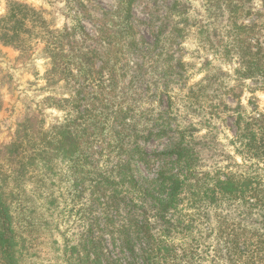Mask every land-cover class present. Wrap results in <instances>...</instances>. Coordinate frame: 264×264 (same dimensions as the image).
I'll return each mask as SVG.
<instances>
[{"label":"trees","instance_id":"trees-1","mask_svg":"<svg viewBox=\"0 0 264 264\" xmlns=\"http://www.w3.org/2000/svg\"><path fill=\"white\" fill-rule=\"evenodd\" d=\"M153 1L156 8L168 2ZM135 2L119 0L114 13L104 12L92 37L80 23L53 29L35 7L6 0L0 44L20 52L45 45V78L64 82L70 95L43 101L62 119L47 124L42 110L28 107L11 141L0 144V264H121L106 251V233L125 264H264V118L226 100L236 78L257 79L264 89V10L246 23L264 0H202V7L172 0L162 17L152 13V45L143 44ZM189 42L215 63L198 70L200 55L177 57L174 46ZM135 56L133 81L166 96V107L127 95ZM225 63L237 67L224 71ZM189 70L203 77L188 85L196 75ZM176 82L185 86L173 90ZM228 112L237 127L234 153L250 166L201 172L216 120ZM152 137L172 139L165 153L172 159L148 157L140 142ZM160 159L156 178L143 177L139 167ZM68 205L80 206L73 223Z\"/></svg>","mask_w":264,"mask_h":264},{"label":"rangeland","instance_id":"rangeland-1","mask_svg":"<svg viewBox=\"0 0 264 264\" xmlns=\"http://www.w3.org/2000/svg\"><path fill=\"white\" fill-rule=\"evenodd\" d=\"M27 3L35 7L40 11L43 17L49 22L53 29H63L66 27H73L80 23L86 28V31L92 36L96 35V28L100 24V20L103 19L104 12L114 13L119 7V0H17ZM189 3H194L196 6L203 5L202 0H186ZM172 0H168L165 4L164 1H158L159 6L156 5L153 0H136L132 6V14L138 20L135 22L139 25L140 35L144 38L143 44H153L151 29L149 26L152 13L154 16L162 17L166 13V6L170 5ZM264 10L263 5L257 2L254 8V15L246 20V23L254 22L258 19L257 13ZM6 11V0H0V16ZM100 19L98 22H95ZM155 20V18L153 19ZM94 45L96 43L93 41ZM145 45H143L145 47ZM197 45H192L190 42L183 44L181 47L174 46V51H177L176 56L184 55L186 61H194L190 59L195 55H200L197 60V69H203V64L213 62L214 58L211 55H203L201 51L196 49ZM45 45L42 43L32 44L30 49L25 52H20L16 49L5 47L0 44V87L2 88L4 106L0 111V144H5L11 141L14 137L20 119L28 110V107H32L34 110H42L44 118L47 124L54 122L57 119H62L63 113L54 109H46L47 102L44 99L47 97H59L61 95H70V87L63 86L64 82L59 85L48 84L45 75L50 68V60L47 58L44 51ZM140 57H132L130 65L125 75L126 84L133 81L135 77L134 66L138 63ZM212 63V64H213ZM101 63L98 62L97 66ZM237 67L234 63L230 65L225 63L222 65L224 71L233 72ZM194 74L189 79L188 85L198 82L203 77V71L197 72V70H189V74ZM150 83L155 88L154 83L156 80L150 78ZM133 89L130 87L127 95L132 96L133 99H137L141 105L149 106H163L166 107L168 100L164 96L160 98L158 95H154L147 88L145 82L133 81ZM108 84V81H105ZM233 91L226 96L228 104L232 107H236L241 104L244 107V114L250 118L255 119L264 118V89L262 83L257 79H233ZM184 84L173 85V90H179L183 88ZM121 93H119V96ZM233 112H228L221 118L216 120V138L215 144L206 148L200 157L199 170L201 172H222L225 167L234 169H248L250 164L244 163L240 156L234 152L237 149V127L235 125V116ZM204 130L202 133H205ZM172 142L170 137H152L148 141H141L140 144L144 152L149 158H162L172 159V157L165 155L169 151V146ZM233 159L241 168H236L233 164ZM161 167V159L156 160L151 164L149 168L141 165L139 169L143 177L148 179H154L157 176ZM264 167V165H260ZM242 171V170H241ZM78 208L72 209V205L67 206V211L71 223L79 218V214H76ZM102 214L96 211V218L102 217ZM67 216V215H66ZM102 222V220H100ZM71 226V225H70ZM74 229V226H71ZM102 227V226H101ZM100 226L98 228L102 229ZM66 223L62 225L61 229L57 233V238L62 239L63 231L66 229ZM203 231L204 228L201 226ZM101 231L95 228L94 237L98 238ZM105 247L106 251L110 254L113 260L120 259L121 264H125L127 261L118 248H116L110 240V235L105 234Z\"/></svg>","mask_w":264,"mask_h":264}]
</instances>
